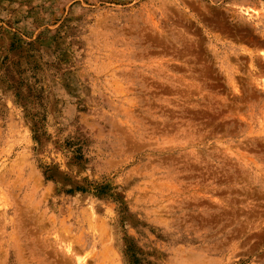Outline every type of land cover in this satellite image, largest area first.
<instances>
[{
  "label": "rangeland",
  "instance_id": "obj_1",
  "mask_svg": "<svg viewBox=\"0 0 264 264\" xmlns=\"http://www.w3.org/2000/svg\"><path fill=\"white\" fill-rule=\"evenodd\" d=\"M0 264H264V0H0Z\"/></svg>",
  "mask_w": 264,
  "mask_h": 264
}]
</instances>
